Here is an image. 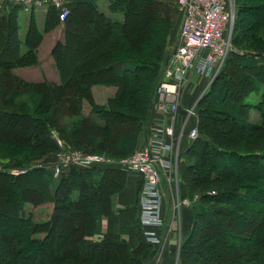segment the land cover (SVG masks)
Listing matches in <instances>:
<instances>
[{"label":"trees","instance_id":"obj_1","mask_svg":"<svg viewBox=\"0 0 264 264\" xmlns=\"http://www.w3.org/2000/svg\"><path fill=\"white\" fill-rule=\"evenodd\" d=\"M99 1H67L63 40L51 50L58 82L15 73L37 64L42 34L31 18L22 52L17 7L0 14V264H145L156 246L145 241L139 223L131 242L101 233L127 172L75 164L57 177L52 172L60 149L54 137L67 149L120 158L142 145L152 115L177 0H106L121 20L101 12ZM235 8L232 44L245 53L228 54L209 89L199 97L202 81L189 102L198 100L191 121L198 134L185 139L187 160L178 164L180 190L191 199L179 264H264V88L252 106L258 122L248 120L250 105L243 102L264 85V0H235ZM47 11L45 31L60 22L53 6ZM81 25L93 32L91 41L80 42ZM97 85L115 87L103 104L92 94ZM186 93L192 96L193 87L182 104ZM14 168L26 171L8 173ZM29 203L52 204L49 216L25 213Z\"/></svg>","mask_w":264,"mask_h":264},{"label":"built area","instance_id":"obj_2","mask_svg":"<svg viewBox=\"0 0 264 264\" xmlns=\"http://www.w3.org/2000/svg\"><path fill=\"white\" fill-rule=\"evenodd\" d=\"M67 1L0 0V13H8L14 7L28 10L53 6L59 21L63 22L69 15ZM176 7L182 13L181 26L174 54L155 82L146 142L127 156L112 159L101 153L67 149L57 136L54 137L60 146L52 166L54 177L71 164L82 168L115 166L140 176L139 224L145 228L143 234L146 241L154 245L162 243L160 231L166 223L162 211L165 196L173 199L170 225L181 204L178 199V164L185 138L193 140L197 136V126L190 127L189 124L195 116L196 102L191 106H182L183 93L189 87H197L202 81L211 84L228 54L244 53L232 44L234 8L231 0H177ZM191 75L196 77L195 82ZM153 113L159 115L155 123H151ZM24 171L25 168H14L9 169L8 173L14 175ZM188 203V199L183 202L185 205Z\"/></svg>","mask_w":264,"mask_h":264},{"label":"rangeland","instance_id":"obj_3","mask_svg":"<svg viewBox=\"0 0 264 264\" xmlns=\"http://www.w3.org/2000/svg\"><path fill=\"white\" fill-rule=\"evenodd\" d=\"M231 1L233 3V8H234V17H233V22H234L235 13H236L235 0H231ZM99 2H101L102 7H104L107 10V1L106 0H100ZM175 10H177V7L175 8ZM80 11H81V9L80 10L75 9V12H74V14H75L74 19H76V21L78 23H80L83 20L82 14H79ZM31 12H33V14L35 15L37 27L42 29V24L44 23V16H45V14H47L48 11H45V9L41 8V7H37L34 9H28V10H25L24 8L23 9L19 8L16 11V16H18L17 22H18V26H19L18 30H19L20 45H21V51L22 52H24V50L26 49L25 44H23V39H24V35L26 32V26L29 25L30 18H32L31 14H30ZM0 14H4V13H0ZM121 16L122 15L119 13L118 17L120 18ZM174 16L175 17H174L173 23H172L173 28H172L171 34L169 36L170 41H169V46H168V53L174 47L175 40H176L175 39L176 32L175 31L173 32V30L175 28V25H176V29H177L178 25L181 26L180 23H181V19H182V13L177 10L176 14ZM62 23L63 22H59L57 25L54 26V28L55 27L58 28L57 38H62V36H63V34H62V31H63ZM27 28H28V26H27ZM76 32L78 34V38H80V42H81V40L91 41V35H93V32H90L89 30H87L85 27H83V25H81L79 27V29L76 30ZM51 37H52V35L50 33L44 34V40L42 42V47H41V54L36 55V58L38 59L37 64L39 63V59H42V61L39 64L40 70L42 72L45 71L48 74L54 73V71H55L54 67L52 68L49 65L50 61L53 59L50 57L49 54H46V50L51 45V43H50ZM233 46H234V44H233ZM263 55H264V53H263ZM37 64H35V65H37ZM40 70H38V68L31 65V66L16 68L14 71H15V73H17L19 75L25 76V74L39 75V73H42ZM260 85H261V87L259 88L258 91L251 92L250 94L246 95L244 100H243V102L250 105L248 110L245 112L246 117L248 118L249 121L255 122V123L260 120V116H259V111L256 108H253L252 106L255 105V103L260 99V95H261L260 92L263 91V88H264L263 84H260ZM203 86L204 87L202 88L201 92L198 95H202L203 93H205V91L209 89L210 84L208 85L207 83L205 84V82H204ZM98 97L100 98V101H101V99L106 100L104 96L98 95ZM197 101H196V103H197ZM85 106L86 107H85V109H83V111L87 112L89 110V104L87 102H85ZM194 110H195V116H194V122H195V121H197V110H196V108H194ZM192 119H193V117L189 121L190 127L194 126L191 124ZM197 134H198V131H197ZM185 142H186V140L184 141L183 148H184ZM182 156H181V161H186L187 159H184ZM129 174H132V173H128L127 176H129ZM139 178H140V176H139ZM178 182L180 184H184L182 182V178H181L180 173H179V177H178ZM105 184L107 185V182ZM105 184L102 187V190L107 189V186ZM211 193L213 194L214 192L211 191ZM178 199H179L181 204H180L179 209L177 210V213L175 214V217H174V221H173L174 226H170L171 228H173L172 233H173L174 237L171 238V240L173 242L172 241H166L165 243L162 242V243H160V245L154 246L152 254H151L150 258L146 261L145 264H179V255H180L179 249H180V245L182 243V237L184 235L188 234V231L191 227V225H190L191 222H190V224H188V229H186L187 225H183L184 224V219H183L184 218V212H185L186 218L189 216V219H190V216H191V210H190L191 199L188 196L186 197V195L183 194L182 187L180 190V185H179V189H178ZM187 199L189 200V203L187 205L183 204V202ZM165 204H167L169 206V209H171L172 205H173L172 197L167 195L165 198ZM51 208L52 207L49 203H44L43 205H38V206H33L31 203H29V204H26L25 213L26 212L29 214L31 213L32 216H34V218L36 220H44L45 218H47L49 216L48 214L50 213ZM170 220H171V218H170ZM138 223H139V221H138ZM163 228H161V237L163 235V232H162V230H164ZM138 229L140 230V228H138ZM133 230H134L133 236L135 239L136 230H135V228H133ZM102 232H106V231L102 230L101 233ZM120 238L123 240L129 241L128 239H125L122 236H120ZM145 241H146V239H145ZM129 242H131V241H129ZM170 243H172L171 250H170V252L166 253V254H168V256H166V255L164 256L163 252L167 250V247L164 248V250H163V247L166 244H170ZM160 251L162 252L161 255H160V253H161ZM200 258H202V257H200Z\"/></svg>","mask_w":264,"mask_h":264},{"label":"crops","instance_id":"obj_4","mask_svg":"<svg viewBox=\"0 0 264 264\" xmlns=\"http://www.w3.org/2000/svg\"><path fill=\"white\" fill-rule=\"evenodd\" d=\"M107 5H108V3H107ZM19 8L20 7H17L16 9L18 10ZM98 8L101 12L105 13L108 16L110 15V16L114 17L115 19H120V20L122 19V17H120V18L118 17V13H112L108 10V8H107V10H108L107 11L104 7H102L101 2H98ZM47 10L48 9H45V11H47ZM30 14H31L32 19H34V21H35V26H36L37 30H39L42 34V39L39 42V45L37 48V54L38 55L41 54V47H42V42L44 40V34L50 33L52 35L51 41H50L51 45L46 50V54H49L51 57V50H52L53 46L55 45V42L58 40L62 41L63 36H62V38H57L58 28H56V27H55L56 29L53 27L52 30L45 31L44 23H45V19L47 17L46 14L44 16V23L42 24V29L37 27L35 15L33 14V12H31ZM27 26H26L25 35L27 33ZM18 28H19V26H18ZM179 30H180V25L177 26V29H176V25H175V28L173 30V32L174 31L176 32L175 38L178 35ZM62 34H63V31H62ZM25 35H24V38H25ZM19 39H20V37H19ZM23 44H24V39H23ZM25 46H26V44H25ZM25 50H27V46H26ZM52 59L53 60L50 61L49 65L52 68L54 67V69H55L54 73L48 74L45 71L42 72L40 70V66H39L42 59H39V63L37 65H33V66L38 68V70H40L42 73H39V75L25 74V76L24 75H20V76L23 79H26L29 81H35V82H38L39 80H42L43 78H46L52 82H58L60 79L59 72L57 71L54 58H52ZM191 79L194 82L196 81V77L194 75H191ZM198 87H193L192 96L189 95L190 93L189 94L186 93V95L184 96L185 97V103H183L182 106H184V105L188 106L189 105L190 98L193 97V95L197 93V91L199 89ZM114 90H115L114 86L107 87L104 85H97V86L92 87V94H93V97L97 103L103 104L106 102V100H107L106 98L112 96ZM98 95L104 96L106 100L101 99V101H100V98L98 97ZM85 102H87V101H84L83 109H85V107H86ZM87 112H84L82 110L83 114H86ZM158 118H159V115L156 113L155 114L153 113L151 123H155L158 120ZM146 139H147V131L142 135V137L140 139V141H141L140 144L146 142ZM185 139L188 141L187 138H185ZM139 180H140L139 175H137L136 173L129 174V176H127V180L125 183L126 186L124 187V189L122 191L116 193L115 196L112 197L113 200H112V204H111V209L113 211L112 212L113 214L109 215V216H102L100 228H102L103 231H107V232L113 233L116 236H119V237L122 236L123 238L128 239L129 241H133V239H134L133 228H139L138 221H139L140 212H139L138 203H137L138 198H136V192H137V187H138L137 183ZM50 205L52 207V204H50ZM162 211H163V216H164V220L166 223H165L164 228H163L164 230H162L163 235H162L161 240H162V242L165 243L166 241H172L171 238H173L174 235L172 233L173 228H171L170 226H174V225L173 224L170 225V223H169L172 211H171V209H169V206L167 204L164 203ZM183 219H184L183 225H187L186 229H188V224H190V219H189V216L187 218L185 217V212H184V218ZM148 228H151V227H148ZM160 233H161V231H160ZM171 245H172V243L166 244L163 247V250H164V248L167 247V250L163 252L164 256L165 255L168 256V254H166V253L170 252ZM161 254H162V252L160 253V255Z\"/></svg>","mask_w":264,"mask_h":264},{"label":"water","instance_id":"obj_5","mask_svg":"<svg viewBox=\"0 0 264 264\" xmlns=\"http://www.w3.org/2000/svg\"><path fill=\"white\" fill-rule=\"evenodd\" d=\"M175 48H176V43L174 44V47L172 48V50H170V52L167 53L168 56L166 57V60H165V64H164V65H166V64L168 63V60H169L170 56H171L172 54H174Z\"/></svg>","mask_w":264,"mask_h":264}]
</instances>
